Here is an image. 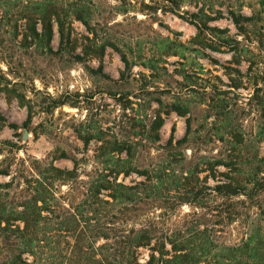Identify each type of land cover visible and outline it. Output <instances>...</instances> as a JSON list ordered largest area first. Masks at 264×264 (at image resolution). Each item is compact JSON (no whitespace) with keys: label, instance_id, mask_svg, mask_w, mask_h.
I'll list each match as a JSON object with an SVG mask.
<instances>
[{"label":"rangeland","instance_id":"obj_1","mask_svg":"<svg viewBox=\"0 0 264 264\" xmlns=\"http://www.w3.org/2000/svg\"><path fill=\"white\" fill-rule=\"evenodd\" d=\"M39 175L82 210L99 175L136 193L161 182L129 227L239 243L264 220V0H0V264L21 247L9 207ZM74 241L52 231L37 257L71 258Z\"/></svg>","mask_w":264,"mask_h":264},{"label":"trees","instance_id":"obj_2","mask_svg":"<svg viewBox=\"0 0 264 264\" xmlns=\"http://www.w3.org/2000/svg\"><path fill=\"white\" fill-rule=\"evenodd\" d=\"M72 161L78 170V162L75 159ZM50 173L54 177L64 174L56 167H51ZM77 174L78 172H65L70 178L77 177ZM115 174L120 173L118 171ZM157 174V178L162 181L161 171L158 170ZM109 178L99 175L89 193H84V196L91 199L89 203H85L87 209L84 210L78 205L75 207L68 204L67 208L59 204L57 193H54L53 185L49 182L50 178L39 175L28 181L30 193H24L26 199L18 205L23 210L18 211L17 206L9 204V231L21 242L18 253L9 259V264H264V220L245 227L244 237L234 245L217 244L212 239V231L206 228L163 230L157 220L151 217L144 216L137 223L138 227H129L131 221L139 218L137 213L142 205H146L145 200L152 199L153 196L161 197L163 193H159V185L162 183L147 187V184L140 183L139 187L155 192L136 193L138 187H129ZM149 180L148 178L147 182ZM104 191L108 193H103ZM220 195L231 199L236 193ZM3 208L0 206V224L4 221ZM86 211L90 213L86 220L93 223L87 227L82 225ZM223 212L224 219L231 224L240 219V214L236 211L225 209ZM62 216L65 218L62 219ZM102 221L104 223L100 224ZM11 222H21L23 226L13 228L15 225H11ZM55 230L64 231L68 237L75 239L70 250L72 256L68 259H60L59 256L55 263H48L47 260H40L37 255L40 248H46L43 244ZM156 235L164 240L155 237L158 243L153 245V237ZM100 238L105 240L102 245L97 243ZM141 249L150 251L144 262L141 261ZM24 254L32 256L34 260H24Z\"/></svg>","mask_w":264,"mask_h":264}]
</instances>
